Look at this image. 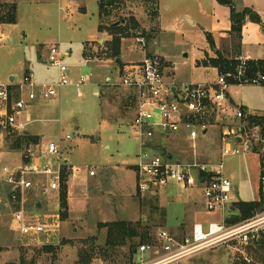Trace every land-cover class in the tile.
<instances>
[{
	"label": "rangeland",
	"instance_id": "1",
	"mask_svg": "<svg viewBox=\"0 0 264 264\" xmlns=\"http://www.w3.org/2000/svg\"><path fill=\"white\" fill-rule=\"evenodd\" d=\"M78 1L88 6V14L81 13L75 4L68 0L60 2L46 0L39 5L23 1L19 3L18 23L0 24V31L8 38L6 42L0 43V84H12L8 82L10 75L15 77L13 84H20L26 69H30L37 83H52L57 80L58 72L55 68L47 66L46 48L58 44L62 51L70 53L65 64L69 68L67 76L72 85L60 90L58 101L42 100L35 106H30L26 112L34 123L28 125L27 129L30 133L40 135L44 145L49 142L58 143L60 136H71L70 140H64L62 143L63 151L65 150L63 158L64 160L65 157L69 158L68 165H73L71 175L79 176L82 180L87 179L83 185L78 183L80 185L76 188L77 193L73 192L69 199L68 219L65 221L62 219L64 209H61L60 195L41 200L44 203L42 215L52 213L57 206L60 207V213L62 212L60 229L57 231L59 234L48 244H37L20 238L11 229V209L6 205L7 202L0 204V264H79L85 252L92 254V259L87 263L82 261L80 264H147L156 256H142L139 249L132 262L127 247L118 248L114 253L110 251L108 258L100 256L99 251L105 244L106 230H99L98 224L122 220H135V223L140 220L147 221L153 240L144 245L153 246L157 244V233L160 229L172 232L181 240L184 232L189 231L190 225L194 222L208 225L223 221V212L220 209L214 213L206 211L202 190L198 184L189 190H181L175 186L165 190L159 189L144 196L138 193L135 164L138 163L141 145L133 125L136 105L132 91L120 85L121 80L116 76L119 67L116 59L106 54V46L113 37L109 34L102 43L96 41L86 44L98 36L97 0ZM153 1L114 0L113 7L109 10L111 14L105 19V25L125 21L122 25L130 28L129 36L122 41L119 60L128 63L144 59V51L136 41L142 38L145 40L148 54L153 55L156 50L175 64L174 78L179 84H215L218 81L217 74L212 70L198 68L197 57L205 52H212L208 36L210 35L214 41L220 31L231 25L230 11L225 7L212 8L207 15L198 16L197 27H191L184 21V28L160 32L156 23L161 20L163 25L172 18L168 12L163 14V11L160 17V12ZM0 2L6 6L12 5L5 0ZM233 2L238 11L249 8L260 17V23L248 21L246 24L243 44L254 57L264 59V0ZM134 16L140 22L138 32H135L136 29L131 23ZM226 38L221 51L229 48L228 51L230 50V55L233 56L232 36L228 35ZM154 42H157L155 49L152 48ZM84 47L91 60L83 57ZM122 66L120 65L121 69L117 72L118 77L124 74ZM107 77L111 78V82L106 81ZM82 80L85 82L81 83ZM94 88H98L100 94L107 93V100L103 106L96 97ZM228 93L234 103L227 102L228 106L223 107L217 112L218 116L211 120L212 129L204 142V147L199 143L191 149L188 147L189 144L168 138V141L152 144L150 148L154 152H166L167 157L172 152V159L177 162L212 165L223 163L225 175L231 179L238 191L233 200L251 202L258 198L259 159L249 153L223 158L219 120L220 117L227 119L228 116H233L237 108L241 107L264 114V85H232L228 88ZM16 136L20 134H7L5 142L0 147L1 165L9 168L22 165L23 162L24 153L11 150ZM260 138V128L253 127L248 130V139L257 147L258 153L264 156V144L259 142ZM166 142L167 148L163 146ZM29 150L36 157L44 155L41 152L42 147L31 146ZM2 152L9 153L2 157ZM25 153L28 154V151ZM28 155L31 156L30 153ZM42 161L48 162L46 156L42 157ZM105 164L113 166L116 171L103 176L101 170ZM128 168L131 170L126 171ZM91 170L99 174L88 181ZM121 171L126 172L125 175ZM76 183L74 180L71 186H76ZM167 194L179 199L193 198L199 204L198 213L186 217L183 206ZM39 200L30 198L27 205L30 206ZM146 203L151 204L149 206L145 205ZM230 208L226 212L227 228L234 225L229 221L235 219L236 214ZM163 210L166 218H163ZM257 216L262 217L264 213ZM184 221L187 224L180 225ZM244 222L247 221L240 223ZM93 238H96L95 244ZM94 248L95 251L92 252ZM262 253H264L262 250L256 251V248L244 250L238 242L230 241L184 258L177 264H245L242 260L246 254L252 259L250 264H264Z\"/></svg>",
	"mask_w": 264,
	"mask_h": 264
},
{
	"label": "built area",
	"instance_id": "2",
	"mask_svg": "<svg viewBox=\"0 0 264 264\" xmlns=\"http://www.w3.org/2000/svg\"><path fill=\"white\" fill-rule=\"evenodd\" d=\"M7 40V36L0 31V43ZM136 41L142 48L145 47L144 39L138 38ZM69 56L70 53L62 51L59 46L49 49L47 64L58 72L57 80L52 83H37L29 72L20 84H0V143L5 142L7 134L26 133L31 120L24 116L33 103L55 100L63 87L72 85L67 76L69 68L65 64ZM246 61H241L238 79L244 74ZM165 69L164 57L146 54L141 62L124 68V74L119 77L120 85L132 91L136 104L133 125L141 145L138 163L135 165L138 193L144 196L175 186L189 190L198 184L203 191L206 211L214 213L220 209L226 213L233 201L234 183L225 175L223 163L177 162L162 152H154L150 145L159 144L166 136L179 134L183 130L187 132L188 140L196 141L212 126L211 120L215 114L225 107L231 85L224 76H219L214 85H178L167 80ZM263 81L264 77H259L246 84H261ZM236 118L240 120L238 125L226 128L222 133L223 158L242 156L252 151V142L248 139V131L243 123L244 113L239 110ZM63 140L60 138L58 143L48 145V162L36 160L31 155L29 163L14 168L0 164V204L5 201L11 209V229L20 238L37 244H48L51 239L57 238L60 207L42 215L43 208L37 206L41 201L30 206L27 202L30 198L59 197L63 173L65 170L67 173L72 171V166L63 158ZM89 174L93 177L96 172L91 170ZM261 187L264 191V177L261 179ZM230 241L238 242L244 250L264 245V216L234 224L230 228L226 226V219L221 223H210L207 227L197 224L181 240L170 231L160 229L157 244L143 245L139 253L142 256H156L147 264H177L184 258ZM246 255L242 261L250 264L252 259Z\"/></svg>",
	"mask_w": 264,
	"mask_h": 264
},
{
	"label": "trees",
	"instance_id": "3",
	"mask_svg": "<svg viewBox=\"0 0 264 264\" xmlns=\"http://www.w3.org/2000/svg\"><path fill=\"white\" fill-rule=\"evenodd\" d=\"M220 5L226 6L230 9V20H231V30L229 35L232 36V51L234 52L233 56L230 55V51L223 53L218 51L216 57L210 58L207 57L204 60L198 61V66L203 67H213L218 70L219 76H224L229 85H241L246 84L248 81L259 78L260 76L264 77V60H247L246 66L244 67V74L238 79L239 76V66L241 64L240 50L242 45V31L245 23L251 21L254 23H260V17L255 14L251 9L244 8L241 11L235 7L233 0H217ZM104 7V8H103ZM100 12L105 13L107 16V9L105 8L104 0H100ZM18 22L17 18V8L16 5H5L0 2V24L5 25H15ZM122 22V21H121ZM113 23L110 26H100L99 31L108 32L112 37V41L107 44L106 54L112 58L119 60L121 55L122 41L123 39L129 36V29L127 28L124 22ZM131 23L133 28L136 29L135 32L139 31V23L136 19H132ZM208 40L210 41L211 47L214 48L215 44L212 40V37L209 35ZM225 54H228L229 57H226ZM85 57L88 58L87 52H85ZM264 84V83H261ZM243 110V108H241ZM244 111V110H243ZM245 112V111H244ZM243 123L247 124L246 131L253 127L260 128V140L261 144H264V115L255 116L247 115L243 119ZM244 129V132H245ZM36 137L31 136L28 133L23 135L16 136L15 141L11 146L12 152H22L24 156V163H29V148L34 144H37ZM38 140V139H37ZM28 151V154L25 153ZM252 152L259 155L260 159V182L264 177V156H261L258 153L257 147L252 144ZM68 173L65 170L63 173L61 190H60V199H61V209L63 210L62 219L63 221L68 219ZM151 203H146L145 205L150 206ZM157 209V208H156ZM230 210L235 211V222L233 218L230 219L231 224H237L243 221H248L253 219L258 214L264 213V191L262 188L259 192V200L251 202L238 201L232 204ZM163 218H166L165 211H162ZM165 220V219H164ZM147 221L140 220L138 223L128 222V221H113V222H101L98 224L99 230H106V238L104 247L100 249V256L105 258L110 257L109 253L112 251H117L118 248L127 247L129 249V254L131 257V262L135 257L139 246L149 243L153 240V234L150 231V227L147 224ZM93 243L96 242V238L92 239ZM95 244V243H94ZM256 251L262 250L264 252V245H257L252 247ZM95 251V248L92 249V252ZM109 251V252H108ZM91 252V253H92ZM82 261L84 263L89 262L92 259V254H82ZM85 255V256H84ZM87 255V257H86ZM264 258V253H262ZM79 262V264H80ZM264 262V260H263ZM243 264V263H236ZM246 264V263H245Z\"/></svg>",
	"mask_w": 264,
	"mask_h": 264
},
{
	"label": "crops",
	"instance_id": "4",
	"mask_svg": "<svg viewBox=\"0 0 264 264\" xmlns=\"http://www.w3.org/2000/svg\"><path fill=\"white\" fill-rule=\"evenodd\" d=\"M7 3H11L12 5L14 4V5H16V8H17V18H18V14H19V3L20 2H23V1H28V2H32V3H36V4H43L44 2H46V0H5ZM60 1H62V0H59V2ZM96 1V0H95ZM119 1H121L122 2V0H119ZM68 2H70L71 4H75L76 6H77V8H78V10L81 12V13H84V14H88V6H86L85 5V3H81V2H79L78 0H68ZM97 2V4H98V23H97V32H98V36L96 37V38H94L93 40H91V41H87L86 42V44L87 43H95L96 41H98L99 43H102L103 41H104V39H106L105 38V36L106 35H109V33L108 32H106V31H103V32H100L99 31V27L100 26H106L105 25V19L106 18H108V16L111 14V12L109 11L110 10V8H112L113 7V2H114V0H104V2H105V8L107 9V16L105 15V13H101L100 12V10H101V8H100V0H97L96 1ZM153 4L155 5V7L159 10V12H160V17L162 16V13L163 14H165V12H168L169 13V16H170V18H172V19H170V21L169 22H165L163 25L161 24V20L160 21H158L157 23H156V25L157 26H159L158 27V30L161 32V31H170L171 29H178V28H184V21L185 22H187L188 24H189V26H191V27H197L198 25H199V19H197L198 18V16H205V15H207V12H209L212 8H214V9H220V7H225V8H227L228 9V11H230V9L228 8V7H226V6H223V5H220L218 2H217V0H154L153 1ZM60 5H61V3H60ZM61 7H62V5H61ZM104 8V7H103ZM109 8V9H108ZM62 10L64 11V7H62ZM161 11H163L162 13H161ZM67 12V11H66ZM65 13V12H64ZM135 17V19H137L136 21L138 22V23H140L139 22V20H138V18L136 17V16H134ZM18 23V22H17ZM248 23V21L245 23V25H244V27H243V31H242V45H241V50H240V58H241V60H264L263 58H260V57H254V55L248 50V48H247V46H245V44H243V38H244V30H245V27H246V24ZM231 24V23H230ZM140 25V24H139ZM1 26V25H0ZM154 30V29H153ZM230 30H231V25L229 26V27H227V29H225V30H222V31H220V33L219 34H217V36H216V40H214L215 41V47L214 48H212V52H210V53H208V52H205L204 54H201L200 56H198L197 58L199 59L198 61H201V60H204V59H206L207 57H210V58H213V57H216V54H217V52L218 51H221V49H222V47H223V43H225V39H227L226 37L229 35V32H230ZM124 40V39H123ZM10 41H12V39H10ZM85 44V45H86ZM157 45V42H154V44H153V47L152 48H154L155 49V46ZM43 47H45V45H42ZM55 46H59L60 47V45H55ZM51 47H53V46H51ZM51 47H47L46 48V50H47V58H48V54H49V49L51 48ZM224 49H225V47H224ZM229 49V48H228ZM228 49H226L227 51H228ZM142 50L144 51V56H143V58L146 56V54L148 55V53H147V51H146V48L144 47V48H142ZM226 50H224L223 52H227ZM230 51V50H229ZM85 52H87V49H85V47H84V52H83V57H85ZM222 52V51H221ZM154 53L155 54H157V55H161L162 57H164L165 58V60H166V77H167V80L169 81V82H174L175 84H178L179 85V82H177L176 80H175V78H174V68H175V64L174 63H172L171 61H169L165 56H163L162 55V53H158V51H154ZM186 56V55H185ZM225 56L226 57H229L228 55H226L225 54ZM47 58H46V64H47ZM143 60V59H142ZM142 60H140V61H130V62H128V63H118V60H116V62H117V64H118V66L120 67V65H123L122 66V68H123V70H124V68H126V67H128L129 65H131V64H134V63H139V62H141ZM111 62V61H110ZM47 66H48V64H47ZM118 67V70L116 71V76H117V78H119L118 77V71H119V69H121V68H119ZM198 68H201V69H205V70H212V71H214L216 74H217V76L219 77V73H218V70L216 69V68H213V67H203V66H198ZM30 72V69H26V74L27 73H29ZM262 77V76H261ZM42 78H44V77H42ZM15 81V77H13V76H11L10 75V77H9V80H8V82L9 83H12L13 84V82ZM106 81L107 82H111V78H109V77H107V79H106ZM262 83H264V82H262ZM15 85H17V84H15ZM180 85H182V83L180 84ZM208 85H214V84H208ZM262 85H264V84H262ZM232 86V85H231ZM94 92H95V95H96V97H98L99 98V100H100V103L102 104V106L104 105V103L106 102V100H107V93H105V92H103L102 94H100V91H99V89L98 88H94ZM130 96L132 97V95L130 94ZM133 98V97H132ZM59 100V96H58V98L57 99H55V101H58ZM40 102V101H39ZM39 102H35V103H33L32 105H31V107L32 106H35L36 104H38ZM135 102V101H134ZM227 102H232V103H234V100L229 96V93L227 92ZM227 102H226V104H225V107H227L228 105H227ZM136 105V104H135ZM242 108V107H241ZM241 108H237V112L240 110V111H242L243 113H244V115H245V117L247 116V115H255V116H263L264 114H261V113H256V112H251V111H249L248 109H246V108H243V110L245 111H243ZM29 109V108H28ZM135 109H136V107H135ZM219 112V111H218ZM237 112L233 115V116H228L227 117V119H225V118H221L220 117V120H219V123H221V134L223 133V131L226 129V128H231V127H233V125H235V124H237V123H239L240 122V120L239 119H237L236 118V114H237ZM218 116V114L216 113L215 114V117H217ZM25 118H28L29 120H31V124L32 123H34V120L31 118V116L28 114V112H26L25 113V116H24ZM228 120V121H227ZM217 122V121H216ZM223 122V123H222ZM218 123V124H219ZM30 125V124H29ZM238 125V124H237ZM212 127V126H211ZM209 128V130L206 132V131H204L198 138H197V140L196 141H190V140H188V137H187V132H185L184 130L182 131V132H180L179 134H176V135H170V136H166L163 140H161V142H160V144H162V142L165 140H167L168 141V138L169 139H171V140H174V141H177V142H180V143H186L187 145H188V147H190L191 149H193L194 147H196L199 143L200 144H202L203 145V147H204V142L206 141V138L208 137V135L210 134V130L212 129V128ZM215 132V131H214ZM26 133H28V134H30L31 136H33V137H36L37 139H36V142H38L37 144H34L33 146H37V147H42V149H43V151H41L44 155L43 156H41V155H39L38 157H36V156H34L32 153H31V150H29V153H30V155H32L33 157H35L36 158V160L37 159H39L41 162H43L42 161V157H45L46 156V149H47V147H48V145L50 144V143H52V142H49V144H47V145H44L43 144V142H42V138H41V136L40 135H38V134H33V133H30V132H28V129L26 130ZM67 137V136H66ZM66 137H63V136H60L59 137V139L60 138H63L64 140H70V139H66ZM64 140H63V142H64ZM2 144L3 143H0V147H2ZM196 145V146H195ZM32 146V147H33ZM165 148H167V146H168V144H167V142L163 145ZM170 148H172V147H170ZM65 151V150H64ZM64 151H63V148H62V154L64 155ZM170 152V151H169ZM7 153H9V152H2V154H1V156L2 157H4L5 156V154H7ZM162 153H164V154H166V152H162ZM171 154H170V158H173V155H172V152H170ZM249 154H252V155H256L257 157H258V159H259V156L257 155V154H254V153H249ZM30 157V156H29ZM64 157V156H63ZM22 160H23V162H22V164H25L24 163V157L22 158ZM65 161L66 162H69V158H66L65 157ZM70 163V162H69ZM258 168H259V180H260V170H261V168H260V159L258 160ZM0 164H1V162H0ZM136 165V164H135ZM70 166H73V165H70ZM114 167L113 166H111V165H108V164H105V165H102V175L103 176H105V175H107V174H109V173H113L114 171H116V170H114L113 169ZM130 171L131 169H126V171ZM78 172H80V171H78ZM122 173H123V175H125V173L126 172H124V171H121ZM81 173V172H80ZM98 174H99V172H97L96 171V175L95 176H93V177H91L90 176V174H89V177H90V179H88V181H91V178L92 179H94V178H96L97 176H98ZM77 176V175H76ZM73 179V181H71ZM230 179V178H229ZM68 204H69V199L71 198V196H72V194H74V193H77V191H76V188L80 185H78V183H81V185H83L82 183H86L87 182V179H84V180H82V179H80L79 178V176H77V177H74L73 175H71V173L69 172L68 173ZM74 180H75V182H77L75 185L76 186H74V187H72L71 186V183L72 182H74ZM231 180V179H230ZM199 187H200V189L202 190V188H201V186L199 185ZM262 187H261V182H259V184H258V198L256 199V200H254V201H258L259 200V192H260V189H261ZM74 192V193H73ZM202 194H203V191H202ZM111 195H113V194H111ZM168 195V194H167ZM170 195V198H172L175 202H176V200L178 201V203H179V205H182L183 206V209H184V213H185V216L186 217H190V216H193L194 214H197L198 213V211H199V204L197 203V202H195L194 200H193V198H189V197H186V198H177L176 196H174V195H171V194H169ZM168 195V196H169ZM238 195V191H237V188L235 187V185H234V197L235 196H237ZM56 197V196H55ZM203 197V201H204V205H205V200H204V196H202ZM234 197H233V199H234ZM46 199H48V198H46ZM42 199H40L39 201H41ZM235 202H238V201H232V203L230 204V206L229 207H231L232 206V204L233 203H235ZM43 202L41 201V202H38L37 203V206L38 205H40V207L39 208H44L43 207ZM70 205V204H69ZM70 207V206H69ZM56 208H58V206L56 207ZM227 213H224L223 212V221L226 219V217H227V215H226ZM122 221H127V220H122ZM135 220H130V221H128V222H134ZM187 223H186V221H184V223H181L180 225H186ZM197 224H202V223H197V222H194V223H192L191 225H190V227H189V231H186V232H184L185 233V235H183V236H186V235H188V234H190L191 232H192V230H193V227L195 226V225H197ZM210 224V223H209ZM208 224V225H209ZM203 225V224H202ZM208 225H204L205 227H207ZM172 233V232H171Z\"/></svg>",
	"mask_w": 264,
	"mask_h": 264
},
{
	"label": "water",
	"instance_id": "5",
	"mask_svg": "<svg viewBox=\"0 0 264 264\" xmlns=\"http://www.w3.org/2000/svg\"><path fill=\"white\" fill-rule=\"evenodd\" d=\"M118 63L120 64L121 63V61L120 60H118ZM174 91V90H173ZM237 141L238 142H240L241 140L240 139H237ZM40 207V205H38V208ZM233 222H235V219H233Z\"/></svg>",
	"mask_w": 264,
	"mask_h": 264
}]
</instances>
